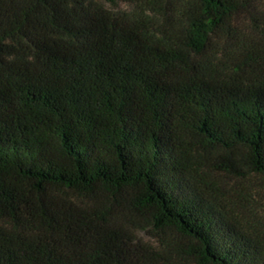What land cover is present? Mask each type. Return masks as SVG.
I'll use <instances>...</instances> for the list:
<instances>
[{
    "label": "trees",
    "instance_id": "16d2710c",
    "mask_svg": "<svg viewBox=\"0 0 264 264\" xmlns=\"http://www.w3.org/2000/svg\"><path fill=\"white\" fill-rule=\"evenodd\" d=\"M263 3L0 0V264H264L197 169L202 149L264 175ZM67 191L188 244L163 259Z\"/></svg>",
    "mask_w": 264,
    "mask_h": 264
},
{
    "label": "rangeland",
    "instance_id": "374dc122",
    "mask_svg": "<svg viewBox=\"0 0 264 264\" xmlns=\"http://www.w3.org/2000/svg\"><path fill=\"white\" fill-rule=\"evenodd\" d=\"M106 7L115 11H133V7L125 3ZM261 8L264 10V3ZM239 55L241 54H235L234 60L231 59V66L243 60ZM222 60L224 56L216 54L210 62L217 66ZM220 156L219 152L208 153L201 149L197 158L198 172L205 173L207 177L208 196L244 231L264 239V175L249 171L239 157L234 158L236 165L226 168L223 161L218 162L217 158ZM65 195L81 208L106 210L109 218L129 230L136 242L160 254L163 259L167 257L179 261L175 253L176 247L188 244L187 239L173 230L155 228L149 217L131 209L121 196L108 197L103 193L82 195L74 191H67ZM180 264H195V261L187 258Z\"/></svg>",
    "mask_w": 264,
    "mask_h": 264
}]
</instances>
